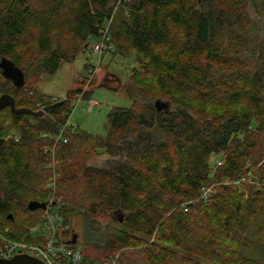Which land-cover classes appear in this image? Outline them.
Listing matches in <instances>:
<instances>
[{"label":"trees","instance_id":"1","mask_svg":"<svg viewBox=\"0 0 264 264\" xmlns=\"http://www.w3.org/2000/svg\"><path fill=\"white\" fill-rule=\"evenodd\" d=\"M251 3L0 0V63L12 61L25 77L18 88L0 73V97L34 111L63 101L40 118L0 112V230L22 240L42 221V209L28 204L45 201L53 156L44 151L84 81L79 75L67 99L37 85L87 52L110 23L108 53L136 54L133 104L110 111L104 137L67 133L55 159L66 220L121 218L114 226L94 221L85 262L119 253V264H263L247 242L257 224L264 246V17L251 16ZM158 101L167 107L158 110ZM101 154L102 165L88 163Z\"/></svg>","mask_w":264,"mask_h":264},{"label":"rangeland","instance_id":"2","mask_svg":"<svg viewBox=\"0 0 264 264\" xmlns=\"http://www.w3.org/2000/svg\"><path fill=\"white\" fill-rule=\"evenodd\" d=\"M249 6L250 14L253 18L259 19L264 17V0H252ZM88 54L87 52L79 55L74 63H61L59 69L55 74L45 73L42 76L40 83L37 85V89L45 95L55 99L65 98L66 94L76 87V80L80 77L84 84L81 86L82 93L86 89V77L88 67ZM136 54L132 52L128 56L121 54H106L102 59L100 66L98 67V73L88 85L85 92L84 99H92L98 102L91 111L87 108V102L83 101L75 107L70 117L72 124L79 127L80 130L86 131L95 136H106L108 133V115L114 107L130 108L133 104V100L127 91V85L129 84L130 72L133 68L137 67ZM117 78L120 83L116 81ZM88 83V81H87ZM101 85H107L116 88L112 90L106 87H100ZM43 109V108H42ZM41 109V110H42ZM54 146V142L50 147ZM56 155L53 156L52 162L57 163ZM107 159L105 154L95 156L88 160L90 165L100 166ZM52 164V163H51ZM51 167V165L49 166ZM56 168H50L52 175H58ZM58 181V180H57ZM48 190V188H47ZM57 192V188H56ZM63 201L61 207L63 206ZM121 218L114 213L99 212L94 217H70L68 223L72 227V234L78 235L79 244L76 246L81 249L84 235L87 236L91 233L92 224L99 222L100 225H116ZM33 228V227H32ZM8 229L6 227L4 231ZM2 231V230H1ZM9 235V229L8 234ZM69 239L71 233L66 234ZM247 242L249 246V252L254 254L257 259L261 260L264 264V246L260 242L259 227L257 224H253L248 236Z\"/></svg>","mask_w":264,"mask_h":264},{"label":"built area","instance_id":"3","mask_svg":"<svg viewBox=\"0 0 264 264\" xmlns=\"http://www.w3.org/2000/svg\"><path fill=\"white\" fill-rule=\"evenodd\" d=\"M109 26L110 23L106 25L105 29L100 30L97 38L90 40L88 43V70L84 73V77H86V89L76 96L75 107L79 103L86 101L87 108L91 111L98 105L97 101L84 99V96L88 85L98 73V67L102 59L111 49ZM70 117L61 126L59 133L55 136L54 146L45 149L44 152L46 154L56 155L59 152L60 145L67 144V133H74L79 129L77 125L71 123ZM216 163L218 166L223 165L221 159L217 160ZM55 167L56 163L52 162L51 168L54 169ZM58 177L59 175H52L50 177L47 183L48 193L44 201L46 209H42V221L30 229L26 238L14 240L8 237V229L5 231L0 230V259L10 260L17 255L26 254L42 261L44 264H88L84 260L81 249L67 243L72 238L73 231L61 211L62 199L57 196L56 192ZM227 183L229 182L227 181ZM233 183L241 185L242 181L237 180ZM256 185L259 187L258 189H262L259 183L256 182ZM212 192V188L205 189L202 198L207 200ZM68 233H71L69 239L66 237ZM100 264H119V253L111 255Z\"/></svg>","mask_w":264,"mask_h":264},{"label":"water","instance_id":"4","mask_svg":"<svg viewBox=\"0 0 264 264\" xmlns=\"http://www.w3.org/2000/svg\"><path fill=\"white\" fill-rule=\"evenodd\" d=\"M0 73L5 79L11 80L16 87H18V88L24 87V85H25L24 72L22 69L17 67L12 61L7 60V59H3L0 63ZM115 79L118 83H120L117 78H115ZM100 87H106V88H109L112 90H116V88L110 87L107 85H101ZM70 92L71 91H69L66 94V96H65L66 99L68 98ZM62 103H63V101H60L56 104L46 106L42 110L34 111V110L29 109V108H17L16 101H15L14 97L10 94H3L0 97V112L6 108H9L13 115H30V116L35 117V118H40V117H43L46 114H48L53 108H55L56 106H58ZM156 107L158 108V110H161L162 108H166L167 105L163 102L158 101L156 103ZM5 142H6L5 139H0V148L5 144ZM28 209L30 211H36L39 209H46V204L44 202L41 203V202H37V201H31L28 204ZM67 243L71 244V245L78 246V244H79L78 235L73 234L72 238ZM0 264H44V263L42 261L36 259V258H33V257L26 255V254H21V255L15 256L14 258H12L10 260L0 259Z\"/></svg>","mask_w":264,"mask_h":264}]
</instances>
